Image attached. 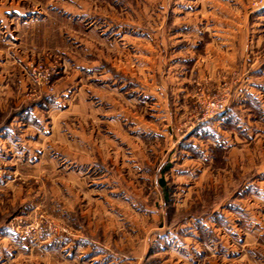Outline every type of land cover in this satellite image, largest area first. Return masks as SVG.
Masks as SVG:
<instances>
[{
	"label": "rangeland",
	"instance_id": "obj_1",
	"mask_svg": "<svg viewBox=\"0 0 264 264\" xmlns=\"http://www.w3.org/2000/svg\"><path fill=\"white\" fill-rule=\"evenodd\" d=\"M226 1L230 59L211 0H0V264H221L189 218L264 189V0Z\"/></svg>",
	"mask_w": 264,
	"mask_h": 264
},
{
	"label": "crops",
	"instance_id": "obj_2",
	"mask_svg": "<svg viewBox=\"0 0 264 264\" xmlns=\"http://www.w3.org/2000/svg\"><path fill=\"white\" fill-rule=\"evenodd\" d=\"M213 1L207 4L210 9L208 14L211 17L208 18L211 20L210 29L220 33V39L216 44L223 50L222 58L230 59V51L234 48L233 38L237 37V35L232 36V33L243 29L246 10H230L226 0L218 1L220 5L217 4L214 8ZM211 43L214 44L215 41ZM205 47L213 48V45L210 47L206 44ZM1 132L3 133H0V138H4V131ZM261 185L262 183L258 182L243 184L236 194L238 200L226 203L220 210L211 211L203 219L189 218L191 237L199 238L203 232L207 240L199 244L203 245L211 255L221 258V264H228L234 259L243 260L245 249L259 244L261 217L264 212L262 194L264 189ZM249 190L253 193L246 194L245 192ZM209 238L214 240H208Z\"/></svg>",
	"mask_w": 264,
	"mask_h": 264
},
{
	"label": "built area",
	"instance_id": "obj_3",
	"mask_svg": "<svg viewBox=\"0 0 264 264\" xmlns=\"http://www.w3.org/2000/svg\"><path fill=\"white\" fill-rule=\"evenodd\" d=\"M263 30H264V22H263Z\"/></svg>",
	"mask_w": 264,
	"mask_h": 264
}]
</instances>
